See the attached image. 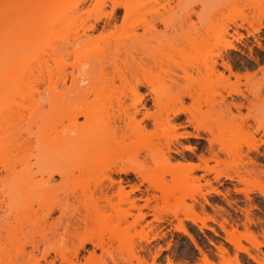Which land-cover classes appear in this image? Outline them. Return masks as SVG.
<instances>
[{
	"label": "rangeland",
	"instance_id": "obj_1",
	"mask_svg": "<svg viewBox=\"0 0 264 264\" xmlns=\"http://www.w3.org/2000/svg\"><path fill=\"white\" fill-rule=\"evenodd\" d=\"M133 1L0 0V31L8 29L13 33L15 32V36H17L15 40L18 41L15 44L16 47L14 46L9 52L18 55L26 54L23 57L29 55L28 58H25L29 62L27 61V64L24 63L23 65L30 66L28 69L33 74L40 70H43L41 71L43 74L46 72L42 68L38 70L37 66L40 67L44 62H40L42 64L38 65L39 63H36L33 59L35 55L43 60L47 56L56 58V54H58L57 58L59 57L58 60H60V65H57L60 69L51 61V58L48 60L47 64L50 65L53 75L51 82H46L45 79L38 82L32 77L29 84L30 88L25 93V101L21 100L19 102L31 103L32 97L37 98L40 93H42L41 96L47 97V90L50 85L55 86L57 89L69 86L70 73L77 74L76 66L81 60L89 58L90 55L99 54L100 50L107 46V42L108 45L109 43L113 44L125 36V31H130L134 26L137 37L133 42L143 43L147 46V52L142 54L140 51L137 56L142 57L141 61L145 62L153 73L158 74L155 81L161 94H183L189 90L194 93V91L201 89L203 97L204 94H209L213 95L215 100H219L220 96H225L228 101L233 99L237 102L241 97L236 95V92L249 95L251 91L259 90L261 97L257 100L256 108L250 113L251 116H259V110L264 108V0H135V2L139 1V5L142 4L138 6L141 9L140 13H137V16L134 14H129V16L126 14V10H128L126 7L128 3L133 4ZM137 2L136 5H138ZM90 25H93V30L89 29ZM40 30H44V34L40 32V34L35 35ZM84 31L90 35H98L101 32H111L112 34L105 42L98 40V42H94L95 44L90 43L88 46H84L85 42H80V44L73 42ZM3 40L1 41L3 42ZM29 40H31V43L36 41L32 43L33 46L28 51L26 46H28ZM226 42H231L238 50L228 49L224 51L220 49L223 59L231 66L233 71L239 73H244L247 70L250 72L255 71V78L249 81L240 78L237 81L233 76H230L227 82L216 81L214 78L211 81H205L203 77L206 72V65L197 64L195 61L191 65H184V60L187 57L195 56V48H201V52L211 49L213 54L216 52L215 47H220ZM63 48H66L67 52L63 51ZM145 55L147 58H145ZM155 55L160 61L156 67L151 59ZM171 57L174 62H170L169 58ZM218 68L222 70L221 66ZM258 68H261V70ZM112 70L108 66L103 71L108 73L107 77L109 79L112 75H115ZM224 73L227 74L228 72L225 70ZM63 76H65L64 80L61 78ZM86 76L88 75H84V77ZM99 80V72L94 71L89 79L81 80L79 86L83 91H86L91 84L99 85ZM113 83L115 94L124 96L123 99L129 104L125 112L126 118L133 115L135 111L133 99L136 102L139 99L138 96L143 98V102L149 111H154L148 86L137 85L135 87L134 81L129 76L128 82H122L115 78ZM209 83L212 84L209 85ZM88 100L90 101L91 97ZM183 100L185 105L191 104L189 98L185 97ZM41 104L42 107L38 115L46 120V124L37 125V127L34 124L27 126L23 122L19 127H23L24 130L18 126L20 131L13 130L14 132L19 131V135L22 133L21 136L17 133L18 137L15 138L18 141L14 137L13 140L10 139L11 144H15V142L17 144L22 143V146L24 143L27 144L26 149L28 148L29 151L26 152L30 153L29 160L32 163L34 162L33 156L36 153V148L40 144H50L57 138L66 140L65 138L68 136L73 137L72 140L75 142L79 137L78 133L65 130L67 124L65 119H63L62 124L57 123L61 113H59L57 107H51L48 104L47 98L41 101ZM101 105L100 102H93L92 106L97 109ZM141 112L135 115L136 120L141 118ZM233 112L235 113L234 110ZM159 117H161L160 120H164L166 114L162 112ZM242 119L251 127L248 128L246 124L244 126L241 122ZM79 121L82 122L83 118H80ZM172 121L175 124L180 123L181 126L176 125L177 137L169 151L170 164L178 161L184 162L182 156H187L197 162L198 155H208L207 139L210 138L209 135L200 131V138L192 136L196 130L187 123L184 115L173 118ZM254 122L253 118H248L247 110L243 108L239 117H226L219 122V128L215 130V135L220 132L221 138L226 143H232L235 146L234 149L237 150L232 157H221L228 166L231 165L229 170L232 172L237 168L232 164L239 166L247 160L244 155L247 147L252 142L259 143V138L264 139L261 131L253 132ZM143 125V135L136 140L135 135L130 133L121 146L123 147L122 151L133 152L136 147H141L140 150L142 151L151 143H164L166 137L170 135L168 126L154 125L151 119L145 120ZM107 130V128L101 126L99 132L105 133ZM61 139L59 141L61 145L57 144L58 147L55 145L58 150L61 147L59 151L63 150L62 152H65L73 147L74 142L72 147L65 148L63 145L67 140L61 143ZM25 144L24 146H26ZM190 147L192 152L189 150ZM9 149L10 154L8 155V152L6 154L8 157L10 156L8 166L20 173L24 166L23 160L25 157H23L22 152L21 156L19 154L15 155L16 148ZM259 150L264 153V144L259 145ZM261 163L264 164V159L261 160ZM210 164L212 165L213 162H210ZM169 165L165 161H148L145 167L156 169V173L160 175V172ZM32 170L35 172L36 179H39V172H36L37 168L34 165H32ZM201 174H203L202 171H196L193 175L198 176ZM111 176L118 180V177L124 175L113 172ZM211 176L209 175V178ZM124 177L133 182L135 181V177L131 173ZM164 177L167 184L171 185V176L165 174ZM12 178V174L0 162V200H2V203H0V233L3 236L5 227L10 224L12 232H15L19 237V241L8 246V248L15 254L17 247L33 237L34 242H32L37 244L38 251L34 250L32 252L33 256L28 257L29 263L27 264H34L35 261L42 262V252L47 260L57 257L59 252L66 255L71 254L77 240L65 243L59 240V236L56 235L55 237L49 236V240L43 242L36 232L44 230L48 233L47 226L37 223L33 217L28 218L31 223L22 220L20 217V215H25L29 208L38 209V216H41L43 212L39 209V205L45 207L51 204H59L66 207L67 203H72V200L65 194L67 184L59 185L56 189L52 188L46 192L41 191L44 185L39 184L37 187L40 190L30 191L29 188H26V192H19L14 198L9 199L7 192L13 186ZM254 179L250 178L246 184L222 180L220 184L213 181L212 186L216 187L219 193L208 192V188L203 185L202 180H199L202 183L201 185V183L189 179L183 185L185 190L182 189L187 194L184 192L182 195L177 190L173 198L170 197L164 200L158 197L157 203L161 207L160 216L164 219L158 231L163 235L157 240L151 241L149 253L141 252V254L150 262V255L157 247H160L161 251L156 259L159 264H166L167 260L171 264H258L248 256L249 254L264 264V199L253 189ZM59 183V177L54 176L53 185L56 186ZM145 185L143 183L140 188L144 189ZM235 188L241 190L253 189L254 191L250 193V197L263 201V203H256L255 201L247 203L244 194L235 192ZM135 195H139V193L136 192ZM204 199L208 203H205ZM138 203L142 204V201L140 200ZM150 204L154 205L155 203ZM143 211L148 212L142 221L143 224L152 222L153 227L157 226V223L153 221L152 211L145 208ZM58 215L57 209H54L48 218V222L53 221ZM179 220L188 235L176 227ZM139 231V226L129 231V235L135 242L139 239ZM144 231L146 232L148 229L144 228ZM151 235L152 233L149 231L148 236ZM254 240L261 242L262 245L255 247ZM192 241L198 244L199 249L194 247ZM24 246L27 251L31 249L29 243ZM89 250H91V245L87 244L85 250L80 251L78 264H112L110 257H113V260L118 264H130L128 260L132 264H137L136 260L127 258L128 250L126 246L118 247L117 243L112 244L110 256L103 254L101 259L85 263L84 256L87 255ZM96 253L100 255L101 251L96 249ZM55 264H58V258H56ZM62 264L66 263L63 262Z\"/></svg>",
	"mask_w": 264,
	"mask_h": 264
},
{
	"label": "bare ground",
	"instance_id": "obj_2",
	"mask_svg": "<svg viewBox=\"0 0 264 264\" xmlns=\"http://www.w3.org/2000/svg\"><path fill=\"white\" fill-rule=\"evenodd\" d=\"M136 2L134 0L133 4H127V15L140 13L141 9L138 6L142 4L139 5L138 1V5H136ZM89 29L93 30V25H90ZM131 29L130 31H125V36L113 44L109 43L108 45L107 42V46L105 45L106 47L101 49L99 54H93V56L90 55L89 58L81 60L76 66L77 74L70 73L69 86L57 89L49 83L47 97L41 96L42 93H40L37 98H30L31 103L27 104L19 101H25V93L30 88L31 78L33 77L38 82L44 79L46 82H51L53 75L50 65L47 63L51 58V61L58 67L57 65H60L59 57L57 58L58 54H56L57 59L47 56V58L41 60V57H36L35 55V58H33L32 56L35 59L34 61L39 63L38 65L42 64L40 62H44L42 64L44 66H37L38 70L42 68L46 71V75L41 72L43 70L33 74L28 69L30 66L23 65L27 61L29 62V60H25L29 55L23 57L26 54L18 55L17 53L13 54L9 52L13 49L16 42H18L17 39L15 40V37L17 38L15 32L13 33L8 29L0 31L3 32L0 33L1 37L3 36L0 39H4L3 42L0 40V162L4 164L7 171L13 176V186L7 192V197L12 199L19 192H26V188H29L30 191H36L39 184L44 185L41 189L42 192L50 191L52 188L56 189L59 185L67 184L65 194L72 200V203H67L66 207L59 204H51L45 207L39 205V209L43 212L41 216H38V209L33 208H29L25 212V215H20L22 220L26 222H30L28 218L33 217L37 223L47 226L48 233L44 230L36 232L43 242L48 241L49 236L55 237L56 235L59 236V240L65 243L77 240L71 254L66 255L63 252H59L57 257L47 260L42 252V262L35 261L34 264H55L56 258H58V264H62L63 262L66 264H78L79 253L81 250H85L87 244L91 245V250L87 251L84 260L85 263H89L95 259H101L103 254L110 256V248L113 243H117L118 247L126 246L129 252H127L128 257H126L136 260L137 264H159L156 262V259L161 251L160 247H157L150 255V262L141 254V252L149 253L151 241L157 240L163 235L158 231L164 219L160 216L161 207L157 203V199L158 197L164 200L170 197L173 198L177 190L183 195L185 192L183 185L189 179L195 180L198 183H201L199 180H202L203 185L207 186L208 192L219 193V190L212 186L213 181L217 183H220L221 180L235 181L246 184L250 178H255L253 189L264 199V164L261 163V160L264 159V153L259 150V145L264 144V139L259 138V143L252 142L247 147V151L244 153L247 160L239 166L232 164V166L237 167L232 172L229 170L231 165L228 166L221 157H232L236 154L237 150L234 149L235 146L232 143H226L221 138L220 132L215 135V130L219 128V122L223 121L226 117H239L241 110L245 108L248 118L255 120L254 127H252L253 132L257 133L261 131L264 137V108L259 110L258 117L250 115L251 111L257 106V100L261 97V92L255 90L251 91L249 95L236 92V95L241 97L237 102L233 101V99L228 101L225 96H220L219 100H215L214 96L209 94H204L203 97L201 89L194 91V93L189 90L183 94L167 93L163 95L160 93L155 81L158 78V74L153 73L146 63L141 61L142 57L137 56L140 51L142 54L146 53L147 46L143 43L133 42L137 37L136 28L133 26ZM43 31L40 30L35 35ZM111 34V32H101L98 35H90L84 31L73 42L77 44L85 42L84 46H88V44L96 43L98 40L105 42ZM30 41L28 42L29 44L26 43L28 51L36 40L32 43ZM258 46L262 48L260 44ZM200 49L195 48V56L187 57L184 60V65H191L194 61L197 64L202 63L206 65V72L203 77L205 81H211L214 78L216 81L227 82L230 76H233L237 81L240 78L248 81L255 78V71L250 72L247 70L244 73L233 71L231 66L223 59L224 57L220 49L224 51L228 49L238 50L231 42H226L220 47H215L216 52L213 54L211 49L206 52H201ZM63 51H66V48ZM145 58H147L146 55ZM151 59L155 67L159 65L160 61L156 55L152 56ZM169 60L170 62H174L172 57ZM255 60L257 61V59ZM208 62L209 64H207ZM108 66L113 69L112 72L115 74L112 77L110 76V79L107 77L108 73L103 72ZM219 66L222 67V70L218 68ZM258 69L261 70V68ZM225 70L228 72L227 74L224 73ZM94 71L99 72V85L91 84L86 91H83L81 86H79V82L89 79ZM84 75L88 76L84 77ZM128 76L134 81L135 87L137 85L148 86L154 111H149L143 102V98L138 96L139 99L136 102L133 99L135 108L133 115L126 118L125 112L129 104L123 99L124 96L115 94L113 82L115 78L122 82H128ZM61 78L64 80L65 76ZM211 84L209 83V85ZM110 85H112L111 89L109 88ZM228 95L230 96V93ZM90 97L91 100L89 101ZM185 97L191 100L190 105H185L183 100ZM46 98L48 104L51 107H57L59 113H61V117L57 120V123L62 124L63 119H65L67 122L65 130L78 133L79 137L75 142L71 136L65 138L67 141L63 140L64 138H60L62 140L61 143L66 141L63 145L65 148L72 147L74 142L73 147L67 149L65 152H62L63 150L59 151L61 147L59 150L55 147V145L58 147L59 145L57 144H60L59 138L50 144H40L36 148V153L33 156L34 162L32 163L29 160L30 153L26 152L27 150L29 151L28 148L26 149L27 144L24 142L26 146L24 144L22 146V143L17 144V142L11 144L10 139L13 140V137H18L20 134L19 125L23 122L27 126L29 124L36 126L46 124V120H43L38 115L42 107L41 101ZM93 102H100L102 105L95 109L92 106ZM139 112L142 113V116L139 120H136L135 115ZM162 112L166 114L164 120H160L161 117H159ZM181 115H184L187 123L195 128L196 132L192 136L200 138V131L209 135L210 138L207 139L208 155H198L197 162L193 161L192 158L182 156L181 158L184 162L178 161L170 164L171 157L169 156V151L171 145H173V141L177 137L176 125H180V123L175 124L172 120ZM80 118H83L82 122L79 121ZM147 119H151L154 125H161L160 127L166 125L169 127L170 135L166 137L165 142L151 143L142 151L140 150L141 147H136L133 152L122 151L123 147L121 146L130 133L135 135L136 140L143 135V123ZM241 122L244 126L246 124L248 128L251 127L243 119ZM101 126L107 128V132H99ZM15 129L19 131L17 132L16 130L15 133L13 131ZM11 145H15L16 147H12ZM9 148H16V150L14 149L17 152L14 151L15 155L19 154L21 156L20 154L23 153V157H25L23 160L24 166L20 173L8 166L10 156L8 157L6 154L7 152L8 155L10 154ZM189 150L191 151V147ZM148 161H165L170 165L166 166L160 172V175H158L156 169L153 170L145 167ZM210 162H213V164L211 165ZM32 165L37 168L36 172H39V179H36ZM196 171H202L203 174L194 176L193 174ZM113 172L124 176L131 173L134 175L135 181L128 180L124 176H120L118 180H115L111 176ZM165 174L171 176V185L167 184L164 177ZM209 175L212 176L209 178ZM54 176H58L60 179V183L56 186L53 185ZM143 183L146 185L144 189H141L140 186ZM182 189L184 190L182 191ZM253 189L241 190L235 188V192H242L247 203L252 201L263 203V201L250 197V193L254 191ZM136 192L139 195H135ZM140 200L142 204L138 203ZM204 201L208 203L205 199ZM152 202L155 204L151 205L150 203ZM0 203H2V200H0ZM144 208L152 211L153 221L157 223V226L153 227L152 222L143 224L142 221L148 214V212L143 211ZM54 209H57L59 215L49 223L48 218ZM137 226L140 227V231L138 233L139 239L135 242L129 235V231L135 229ZM176 227L188 235L180 220ZM144 228H147L148 231L145 232ZM4 230L5 234L3 236L0 233V264L29 263L28 257L33 256L32 252L34 250L38 251L37 244H33L34 238L31 237V241L28 240L20 247H17L14 252L15 254H13L8 246L19 241V237L15 232H12L10 224ZM149 231L152 233L151 236H148ZM192 242L194 247L199 249L198 244L195 241ZM26 243L31 245L29 251L25 249L24 245ZM253 244L255 247L262 245L261 242L255 240ZM96 249L101 251L100 255L96 253ZM248 256L256 263L262 264V261H258L249 254ZM110 258L112 264H118V262L113 260V257ZM128 261V263L132 264L130 260ZM166 264H171V262L167 260Z\"/></svg>",
	"mask_w": 264,
	"mask_h": 264
}]
</instances>
